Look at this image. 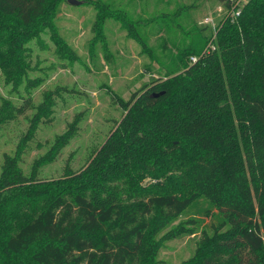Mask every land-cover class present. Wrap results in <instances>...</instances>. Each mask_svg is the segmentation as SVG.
<instances>
[{
    "label": "trees",
    "instance_id": "16d2710c",
    "mask_svg": "<svg viewBox=\"0 0 264 264\" xmlns=\"http://www.w3.org/2000/svg\"><path fill=\"white\" fill-rule=\"evenodd\" d=\"M48 1L0 0V68L26 70V43L53 26ZM213 2L217 22L200 26L210 35L194 47L196 62L144 84L130 101L118 98L127 110L119 128L66 186L47 188L4 158L0 264H139L145 217L175 219L199 196L217 210V223L188 264H264V0H248L238 14L235 1ZM183 153L193 191L156 193L136 207L119 202L118 187L137 163L156 171L165 158L183 165ZM181 174L166 178L175 184Z\"/></svg>",
    "mask_w": 264,
    "mask_h": 264
},
{
    "label": "rangeland",
    "instance_id": "374dc122",
    "mask_svg": "<svg viewBox=\"0 0 264 264\" xmlns=\"http://www.w3.org/2000/svg\"><path fill=\"white\" fill-rule=\"evenodd\" d=\"M79 1L49 0L53 26L26 43V70L16 64L0 68V174L8 156L15 160L14 170L53 190L85 169L119 128L127 110L117 99L130 101L144 84L179 74L197 57L194 47L209 39V30L201 32L200 26L214 28L217 22L213 0ZM247 1L238 0V7ZM231 130L242 152L238 122ZM185 160L184 153V166L165 158L156 171L140 161L125 186L119 185V202L136 207L156 193L193 191L194 186L185 187ZM181 172L175 184L166 178ZM216 213L199 196L175 219L147 215L139 264H188L205 235H212Z\"/></svg>",
    "mask_w": 264,
    "mask_h": 264
},
{
    "label": "built area",
    "instance_id": "2783aa9c",
    "mask_svg": "<svg viewBox=\"0 0 264 264\" xmlns=\"http://www.w3.org/2000/svg\"><path fill=\"white\" fill-rule=\"evenodd\" d=\"M231 1H235V4H234V6H233L231 12H232L233 14H238V13H239V10H240V8L238 7V5H239L238 0H231ZM218 9H219V8H218ZM204 22H205V23H208V20H205ZM214 34H215V32H214ZM213 48H214V46H213L212 44H210V49H213ZM210 49L207 48L206 51H209ZM191 60H192V63H195L196 60H197V57L194 56V57L191 58Z\"/></svg>",
    "mask_w": 264,
    "mask_h": 264
},
{
    "label": "water",
    "instance_id": "95a60500",
    "mask_svg": "<svg viewBox=\"0 0 264 264\" xmlns=\"http://www.w3.org/2000/svg\"><path fill=\"white\" fill-rule=\"evenodd\" d=\"M69 4L79 5L81 2L79 0H66ZM160 93H154L153 96H158Z\"/></svg>",
    "mask_w": 264,
    "mask_h": 264
}]
</instances>
